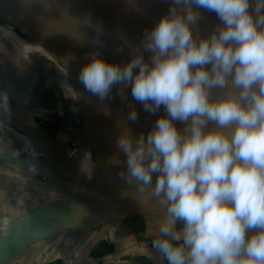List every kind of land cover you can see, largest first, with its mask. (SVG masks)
Listing matches in <instances>:
<instances>
[{"label":"bare ground","instance_id":"bare-ground-1","mask_svg":"<svg viewBox=\"0 0 264 264\" xmlns=\"http://www.w3.org/2000/svg\"><path fill=\"white\" fill-rule=\"evenodd\" d=\"M47 1L65 28L79 31L75 43L27 18H23L24 41L35 56L72 72L93 131L102 101L90 78L105 87L109 116L105 133L123 195L110 187L99 168L93 169L92 162L80 161L77 147L87 160L92 152L79 140L69 147L64 137H50L41 129L34 118L47 117V111L43 116L28 103L26 108L0 104L2 130L24 149H37L66 175L77 174L72 178L90 199L123 200L129 209H142L171 205L179 198L169 211L188 214L198 207L196 199H264V111L232 98L219 99L195 79L183 56L185 39L152 10L148 0ZM0 3V11L18 23L11 5L6 0ZM237 9L247 18L244 10ZM59 85L64 98L75 97L69 81ZM232 147L242 153L232 158L230 170L186 171L218 163ZM241 164L249 170H239ZM134 183L164 192L137 190Z\"/></svg>","mask_w":264,"mask_h":264},{"label":"crops","instance_id":"crops-1","mask_svg":"<svg viewBox=\"0 0 264 264\" xmlns=\"http://www.w3.org/2000/svg\"><path fill=\"white\" fill-rule=\"evenodd\" d=\"M9 170L12 180L0 173V264H75L111 204ZM101 243L111 250L101 254ZM79 264H264V220L127 215Z\"/></svg>","mask_w":264,"mask_h":264},{"label":"water","instance_id":"water-1","mask_svg":"<svg viewBox=\"0 0 264 264\" xmlns=\"http://www.w3.org/2000/svg\"><path fill=\"white\" fill-rule=\"evenodd\" d=\"M6 1L19 15L41 23L66 36L71 43H75L79 31L65 28L58 12L47 0ZM148 1L152 10L163 17L185 39L187 47L182 49L183 56L190 74L195 79H200L219 99L232 98L235 103H246L264 111V33L235 7L260 15L257 10H250L258 5V0H250L254 3L251 7L241 0ZM90 79L102 101L101 109L97 112L94 134L98 147L103 152L106 179L112 189L116 187L122 194L121 180L105 133V122L108 118L107 91L96 79ZM40 127L50 137L61 136L51 134L44 126ZM0 158L8 160L5 156ZM133 186L137 190L157 194V191L145 185L134 183ZM77 193L88 198L81 192ZM102 200L111 204V210L97 234L85 245L75 264H79L89 255L117 218L127 215L165 214L164 212L173 214L169 209L179 201V198L173 199L171 205L149 206L142 209H129L123 200L121 202L107 198ZM196 201L198 207L194 213L174 214L264 220V199L240 201L196 199ZM113 205L116 210L113 209Z\"/></svg>","mask_w":264,"mask_h":264},{"label":"rangeland","instance_id":"rangeland-1","mask_svg":"<svg viewBox=\"0 0 264 264\" xmlns=\"http://www.w3.org/2000/svg\"><path fill=\"white\" fill-rule=\"evenodd\" d=\"M241 1L250 7L254 4L250 0ZM258 2V5L253 6L250 10L255 9L260 15L246 10H244V13L247 19L264 33V22H260L264 19V0H258ZM1 4L3 3H0V6ZM23 18L25 17L17 13L16 20L19 19V21L18 23H14V20L0 11V104L26 108V104L28 103L30 107L38 108L41 114L47 111V119H50L52 122H43L41 119L42 116L35 117L36 122L49 131L63 136L67 142H70L69 147L73 146L71 142L79 140L87 150L92 152L91 158L87 160L85 155L82 154L84 150L77 147L76 149L81 152L80 161L92 162L93 169L98 170L99 168L106 178L107 173L104 166L103 152L98 147L93 129L86 121L87 103L72 77V72L61 63H55L46 58L34 55L27 41L26 43L24 41L26 35L23 27L26 24ZM31 53L34 55L33 57ZM61 80L69 81L72 84L75 89V101L73 96L64 98L61 85H59ZM25 90L27 95L23 94ZM20 92H22L23 96L21 94L18 101L15 98H11L15 97L17 93L20 94ZM31 96L32 98H30ZM0 129V156H5L8 159L2 160L0 158V173L3 174L1 175L3 181L13 179L11 178L13 172L9 168L18 170L20 168V174L30 175L32 178L39 179L43 183V186L49 184L47 180L52 181L57 179L70 184L75 192L83 193L80 183L72 178L78 176L77 174L69 173L66 175V173L60 171L44 154L39 153L37 149L35 151L24 149L18 139L6 130ZM52 137L59 139L57 135ZM225 152H227L226 158L221 159L218 163L215 161L204 163L199 166H194V169L186 171L219 172L230 170L233 168L231 164L232 158L239 157L242 152L240 148L235 147L225 150ZM75 163L80 162L76 160ZM4 169L7 171L3 172ZM238 169L249 170V168L242 164ZM250 170L254 171V167L250 168ZM262 172H264V169H262ZM154 191L164 192L157 189H154ZM92 195L101 197L100 194L92 193ZM113 209L116 210L115 205H113ZM164 213L149 215H158L162 218L181 217L174 213ZM120 220L121 217L117 218L109 227L111 228L115 223H119Z\"/></svg>","mask_w":264,"mask_h":264},{"label":"trees","instance_id":"trees-1","mask_svg":"<svg viewBox=\"0 0 264 264\" xmlns=\"http://www.w3.org/2000/svg\"><path fill=\"white\" fill-rule=\"evenodd\" d=\"M101 245V246H100ZM99 245V248H100V252H101V254L102 253H106V252H108V251H110L111 250V246H109V245H107V244H104V243H101ZM99 252V253H100Z\"/></svg>","mask_w":264,"mask_h":264}]
</instances>
